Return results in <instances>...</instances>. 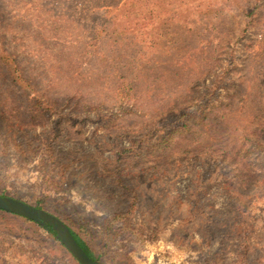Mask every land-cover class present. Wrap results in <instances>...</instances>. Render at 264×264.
<instances>
[{
    "label": "rangeland",
    "instance_id": "rangeland-1",
    "mask_svg": "<svg viewBox=\"0 0 264 264\" xmlns=\"http://www.w3.org/2000/svg\"><path fill=\"white\" fill-rule=\"evenodd\" d=\"M230 63L222 103L167 150H237L264 100V0H0V194L45 201L100 264H264V141L247 156L258 174L241 194L253 222L243 260L232 221L239 195L224 167L172 176L151 154L124 161L118 182L110 173L144 123L204 92ZM50 147L72 167L50 168ZM47 173L59 191L45 197ZM115 215L108 238L102 222ZM0 233L11 248L0 264H26V248L35 263L33 251L47 246L51 264H76L51 237L1 213Z\"/></svg>",
    "mask_w": 264,
    "mask_h": 264
},
{
    "label": "trees",
    "instance_id": "trees-1",
    "mask_svg": "<svg viewBox=\"0 0 264 264\" xmlns=\"http://www.w3.org/2000/svg\"><path fill=\"white\" fill-rule=\"evenodd\" d=\"M218 45V44H217ZM222 44L216 46V50H219ZM222 48V47H221ZM212 62L217 60L216 56H212L210 58ZM231 61V60H230ZM233 67V66H232ZM231 67V63L227 66L220 75H216L210 82L209 86H205V91L196 92L194 94H190L189 101L184 102L183 106L172 107L168 112L162 111L160 115L152 118V124L148 122L144 123V127L139 128V136L131 137L130 145L120 147V149L115 153L114 165L110 170L111 175L115 177L113 179L115 182L120 180L119 169L123 166L124 161H130V163L137 162L140 159H144L145 157L153 154L155 156L159 155L160 158L154 161V164L157 165L155 168L157 170L165 167L166 173L170 170H173L172 176L180 175V170L184 168L188 169V173H195V167H208L210 162L213 165L223 168L225 173H228L230 177H228V184L231 192L238 193L239 197H236L237 205L233 209V218L232 221L236 226V233L239 237V240H242L243 247L240 249L241 259H246L248 257L247 254V245L252 236L253 232V222L248 213L247 203L242 200L241 194H244L250 186H247L249 183H256L257 174L255 172V161L248 160L247 156L249 153L255 154L256 150L259 149L264 141V100L260 102L258 108L256 107L254 110L255 118L248 122L245 127H242V131L237 134V138L235 142L237 144V150L231 154L228 153L225 147H219L216 151L215 148L208 147L212 149V152H195V151H183L175 150L173 147H170L168 150L165 145L172 142L173 139L178 137H183L191 134V128L194 124H198L199 122L206 121L208 116L211 114V110L214 108L216 102L222 103V93L220 90L225 88L223 85L225 82L223 81L230 72H233ZM223 69V67H221ZM221 69V70H222ZM230 81V80H228ZM228 91V89L226 90ZM60 110H63L59 108ZM74 111V109H72ZM70 111V109H69ZM64 113V110L62 111ZM67 114V113H66ZM68 121V120H67ZM66 120H62L61 122H67ZM192 124V125H191ZM64 124L61 123V128ZM157 126V127H156ZM52 148L46 149L45 156L50 161V168H69L72 167V164L69 163L67 165L60 166V161L58 162L52 153L50 152ZM229 154H227L226 153ZM202 154V155H201ZM250 157V156H249ZM137 160V161H136ZM136 164V167H137ZM141 172L145 169L143 166H140ZM221 168H217L220 169ZM148 170V168L146 169ZM223 170H221V174H223ZM247 172L248 177H245V173ZM259 172V170H258ZM200 173V172H199ZM41 187L45 192H57L59 191V182H57L49 173L46 174L42 179ZM196 184V183H195ZM194 184V185H195ZM244 184V186H243ZM193 185V187H195ZM262 186V184H261ZM196 188V187H195ZM201 193V191H200ZM0 196H5L4 194H0ZM45 201H36L32 206L44 210ZM1 214L12 217L13 220L28 225V228L31 232L36 229L40 232L44 237H51V243H57L60 249L64 254H67L71 257V255L65 250V248L59 243L56 238L54 231L47 225H39L36 222H32L28 219L0 211ZM59 220L58 216H56ZM120 218L119 215H115L109 219H106L102 222V226L104 231L110 238L113 235L115 228V224ZM62 221V220H61ZM81 232L86 235L92 236V233L89 231H85L86 229L83 225H77ZM71 234L73 235L76 242L81 246V248L85 251L87 256L97 264H100L98 259L93 254V251L90 250L89 242L85 239L79 238L78 235L69 228ZM8 236L0 233V240L6 241ZM209 242V241H208ZM48 249L46 247L45 251H33L32 256L35 258V263H29L30 253L29 249L19 251L23 260L26 264H51V259L48 257ZM10 252L11 248L7 247L6 243L0 242V253L4 254L6 252ZM71 259L78 264L73 257ZM243 262V261H241ZM261 264L260 262H257ZM245 264V263H244Z\"/></svg>",
    "mask_w": 264,
    "mask_h": 264
},
{
    "label": "water",
    "instance_id": "water-1",
    "mask_svg": "<svg viewBox=\"0 0 264 264\" xmlns=\"http://www.w3.org/2000/svg\"><path fill=\"white\" fill-rule=\"evenodd\" d=\"M0 211L28 219L39 225L49 226L54 231L59 243L78 264H97L87 256L74 239L69 228L55 215L8 196H0Z\"/></svg>",
    "mask_w": 264,
    "mask_h": 264
}]
</instances>
